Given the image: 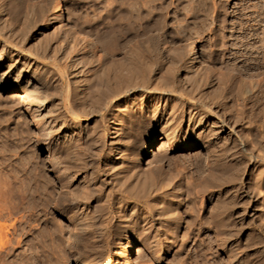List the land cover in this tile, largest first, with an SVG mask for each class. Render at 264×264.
<instances>
[{
  "label": "rangeland",
  "instance_id": "rangeland-1",
  "mask_svg": "<svg viewBox=\"0 0 264 264\" xmlns=\"http://www.w3.org/2000/svg\"><path fill=\"white\" fill-rule=\"evenodd\" d=\"M55 1L65 7L66 25L69 26L62 30L67 29L64 31L65 38H68L66 41L56 37L57 24L43 28L45 22L50 20ZM1 5H7L5 15L2 14L0 18V56L5 65L14 60H26L31 71L46 69L55 73L52 83L58 87L60 77L57 68L45 66L35 54L41 53L42 47L46 46L47 52L53 55L54 48L62 44V48H68L70 53L58 65L68 74L73 72L68 78L74 86L77 85L76 79L83 80L85 86L81 95L87 98L93 96L91 87L94 73L100 66L98 60L113 66L129 62L147 41H152L154 48L157 46L166 53L162 57V64L165 65L163 73L169 67L167 65L179 61L173 55L175 51H183L180 63L189 66L192 59L187 58L188 50L192 48L199 57L200 63L195 66L198 71L209 70L216 75L221 74L220 77H227L232 68L233 74H239V82L243 80L249 85L263 80L264 69L249 61L252 53L261 52L262 43L257 41L254 46L244 43L247 42L246 34L251 26L260 33L264 32V0H0V8ZM27 14L31 16L28 18L30 25L26 20ZM26 26L29 27L24 28ZM39 32L41 34L34 37ZM87 37H91L94 44L88 39L86 41ZM50 38L54 41L50 42ZM161 75L162 72L157 75L153 73L156 81L158 76L162 78ZM8 87V90H2L0 86V264H264V222L261 220L264 218V199L256 193V168L248 157H239V153L235 152L237 154H233L231 160H223V151H211L203 143L180 150L182 143L188 141L183 138L184 135L190 134L186 126L177 130V142L173 143L160 130L153 131L151 123L139 128L140 125L135 123L136 115L143 112V107L138 103L141 92L129 99L122 94L118 104L123 109L117 112L120 114L118 127L121 129L115 141L127 139L131 145L128 142V145L118 146L110 155L105 147L107 142L96 133L100 117L80 113L79 118H75L62 113L61 104L56 106L53 103L59 100L47 102L50 114H39L37 104L28 100L23 82H11ZM76 93L70 90V96L78 101V105L80 100L76 99ZM12 95L17 96L12 98ZM131 98L135 101H130ZM128 104L135 108L130 109ZM91 136L94 142L88 143ZM226 137L228 131L221 134V140ZM84 144L90 147V152L82 154L87 165L83 160L82 163L65 160L66 146L77 148ZM93 149L95 153L92 156ZM164 154L165 159L161 160ZM216 154H221L222 160L219 162L225 167L223 184L212 186L210 192L202 194L198 189L204 184H213V172L222 168L220 163L213 164ZM196 157L199 159L195 160ZM75 164L79 165L74 167ZM98 170L105 193L126 195V192L132 191L131 196L127 194L131 207L125 202L116 205V210L108 218L109 230L104 236L101 231L91 230L88 234L77 228L74 212L78 205L65 211L62 209L67 203L63 199L67 190L72 188L82 195L87 194L96 183L92 176ZM31 183L39 187L41 195L45 193L43 187L48 183L53 187L55 195H52L56 198L53 203L56 210L51 209L49 214L38 207L42 209V215L46 213L38 221L33 214L35 199L30 198ZM130 185L134 187L130 189ZM219 196L223 198V211L226 210L223 212L221 229L214 219L215 201ZM98 197L95 202L88 199L80 204L78 213L86 212L89 221L95 215L92 209L98 205H95ZM57 200L60 204L63 202L62 205L59 206ZM140 200H147L146 210L140 218L135 216L129 224L126 223L128 227L123 224L129 230L122 232L119 227L123 220L119 219V215L126 216L134 211L136 202ZM162 212L165 216H162ZM152 215L153 220L149 218ZM133 222L139 224L135 226ZM132 228L137 230L135 240H131ZM54 230H57L56 233Z\"/></svg>",
  "mask_w": 264,
  "mask_h": 264
},
{
  "label": "bare ground",
  "instance_id": "bare-ground-1",
  "mask_svg": "<svg viewBox=\"0 0 264 264\" xmlns=\"http://www.w3.org/2000/svg\"><path fill=\"white\" fill-rule=\"evenodd\" d=\"M6 6L1 5L0 18H1L2 14L5 15V12H6L5 7ZM14 7H12V8H14ZM7 10H8V8H7ZM12 10H14V9H12ZM28 13H29V11H28ZM27 16H28L27 19L25 17L26 20H28V18L31 17L28 14H27ZM262 16L264 19V11H263ZM28 23L30 25L29 20H28ZM263 23H264V20H263ZM263 23H261V24H263ZM54 24H57L56 28H55L56 37L58 36L60 38L59 40L64 41V39H65V41H66L68 38L67 39L65 38L66 36L64 34V31H66L67 29H65L64 31L62 29L66 28L65 26H69V25H66L67 22H66V16H65V7H63L62 3H60L59 1L54 2L52 10L50 11V20H47L45 22L43 28L53 27ZM26 25H27V23H26ZM28 27L26 26L24 28H28ZM251 27L248 30V33L246 34L247 42L244 44H246V45L251 44L252 46H254V44L257 41L258 42L260 41L263 46H262V48H260L261 52L259 54H256L254 52L249 56L250 57L249 61H251L250 63L252 65L259 66V68L261 67L264 69V37H263L264 32L260 33L259 32L260 30L258 31L257 28H251ZM67 28H69V27H67ZM71 28L73 29V27H71ZM263 29H264V24H263ZM24 33H26V32H24ZM39 34H41V32H39L38 34H35L34 37H37ZM80 35L86 37V35H84V34L83 35L80 34ZM224 37H225V34H224ZM42 39H39V42H42ZM87 39L89 42H92V44H94V42L91 41L92 40L91 37H87L86 41H87ZM52 40L50 38V42ZM110 40H111V38H110ZM5 42H6V40H4V43ZM50 42H49V44H50ZM151 42L150 41L145 42L146 44L143 45V49L140 50V52L138 51L139 53L137 56L136 55H134L132 57L130 56L131 58H130L129 62L124 61V62H121L120 64L117 63L118 66H113V64L112 65H109V64L106 65V63H103L101 60L100 61L98 60V62H99L98 64L100 66H99V69H97L98 70L97 73H94L95 78H94V81H93V84L91 87L93 90V96L91 98H87V97L81 95V91L83 92L84 86H85V83L82 82L83 81L82 79L79 78V79H76L77 81L74 80V81H76L75 83L77 84L76 86H74L73 83H71L69 78H68L70 76V74H72L73 72L72 73L70 72V74H68V72H66V70L64 68L61 69L59 67V65H58L59 61H61V60L64 61V58H66L65 55H67V54L69 55V53H70L68 51V48H66V47L62 48V44H60V46H58V44L55 46V47L58 46V48H56V49L54 48V51H53L54 54L53 55H51V54H49V52H47L48 47H46V46L42 47V51L38 50L40 45L38 46V49H36V50L40 51L41 53L37 52L38 54L37 53L35 54L37 59L43 60V61H41V60L40 61L45 66L53 65L57 68L56 71L60 77V84L58 87L53 86V83H52V76L55 73L46 71V69H43V68H42L43 69L42 71L41 70L31 71L29 64L27 63L26 60H21V61H18V60L15 61L14 60V62H12L8 65H5V63L3 62L2 56H0V86H1L2 90H8L9 89L8 84H10L11 82H14V83L15 82H23L25 90L27 92L28 100L30 102L37 104L36 110L39 114H41V112H46V115L48 113L50 114L51 111L48 109V107L46 105L47 102L49 100H59L60 102L57 103L56 101H54L53 103H55L56 106L61 104V107H63V111H64L62 113H67V115L70 114L71 116H74L75 118H79L80 113H83L85 115H96V116L100 117L101 119H100V121H98L99 126L97 125L98 131L96 133H98L99 136L104 138V142H107L105 144V147L108 149V151H110V155H112L113 151L117 150L118 146H121L123 144L128 145V142H130V141H126L127 139L125 141L121 140V139L118 141H115L116 135L118 134V132H120L119 131L120 127H118L120 124V122H119V119H120L119 115L120 114H117V112L119 113V111L120 110L122 111V109H123L122 105L118 104L122 98V94L129 99V97H131L132 95H134V94L138 95V93L141 92V95H139L141 98L139 97V99L138 98L137 99H138V103H140L141 107H143V112L141 115H139V114L136 115L138 118H137V122L135 121L136 122L135 124L138 123L140 125L139 128L140 127L143 128L144 126H147L146 124L151 123L153 131L160 130L162 133L165 134L167 139H169L170 142L173 143L174 141L177 140V135H178L177 130L186 126V128L189 129L190 134L184 135L183 138L185 140H188V141H184L182 143V147L179 148L180 150H187L190 148H194L197 146V144L203 143L205 145L206 149H209V150L211 149V151L215 150L216 152L223 151V160H225V158L230 159L231 156L235 152L239 153V157H242V158L248 157V160L250 162H252V164L256 168L255 169V176H254L255 177L254 179H256V193L259 196H261L262 199H264V76L262 77L263 78L262 82H260L258 84L256 82H253V83L251 82V84L248 85L243 80L239 82V79H238L239 74L238 75L233 74L232 68L230 69L231 71L229 72L227 77L224 75H223V77H220L221 74L219 76V75H216L214 72H211L209 70L207 72L198 71V69H196L195 66L200 63L198 60L199 57H198L197 53L194 51V49H192V48H190L188 50V53H189L188 57H187V55L185 56L188 59H189V57H190V59H192V62H190L189 66L186 67V65L183 66V64L180 63L181 62L180 60L183 58L182 57L183 51H175L176 53H174L173 55L176 56V59L179 58V59H177L179 61H177V63L175 62L174 64L167 65L169 67L167 68V70H164V73H163V67L165 65L163 66V64H162V63H164V61L162 62V59H163L162 57H165L166 53L157 49L156 48L157 46L154 48V45L152 46ZM101 43H102V41H101ZM132 50H134V49H132ZM70 51H71V49H70ZM134 52H135V54L137 53L136 51H134ZM131 53H133V52L131 51ZM124 54H125V52H124ZM126 60H129V59H126ZM183 62H185V61H183ZM186 62H187V60H186ZM229 68H230V66H229ZM236 68H238V67H236ZM155 72H156V75L161 74V72H162V74H163V75H161L162 78L159 79L160 77L158 76L159 78L157 77L158 80L156 81V79H155L156 76L155 77L153 76V73H155ZM262 73L264 74V72H262ZM180 76H182V77H180ZM183 76H185V77H183ZM125 85L127 87H125ZM70 90L73 91V93L78 92V93H76L77 94L76 99L80 100V103L78 105H77L78 101L73 99L70 96ZM16 96L17 95H12V98L16 97ZM131 100L133 101L132 98L130 99V101ZM80 104L83 106L82 109L80 108V106H81ZM128 106L130 109L135 108V107L131 108V105H129V104H128ZM55 108H53V109H55ZM57 109L59 110V108H57ZM134 120H135V118H134ZM50 130L51 129H49V132H50ZM227 131H228V137H226L222 141L221 140V134L226 133ZM49 132H48V135H49ZM50 134H51V132H50ZM94 138H97V137H94ZM133 139L135 140V138H133ZM89 141L94 142L92 136L89 137L88 143H89ZM68 143H69V141H68ZM72 143H74V142H72ZM132 143H134V142H132ZM70 144H71V142H70ZM90 144L92 145L93 143L90 142ZM79 145H80V143H79ZM130 145H131V142H130ZM88 146H89L88 144H86V145L84 144L83 147L81 146V147H77V148L71 147L70 145L66 146L65 147V149L67 150V155L65 156L66 159H65V157H63V158L65 160H69L70 162L82 163V160H83L82 154L85 155V152L87 153V151L90 150V147H88ZM5 148H7V147H5ZM91 153H93L92 154V156H93L95 153L94 149ZM236 154H234V155H236ZM165 155L166 154H164V157H163V155L161 156V157H163L161 160L165 159ZM219 155L221 156V154H219ZM219 155H217V154L215 155L216 158L213 160V161H215V162H213V164L214 163L215 164L220 163L219 161H221L222 158H220ZM109 157H111V156H109ZM166 157L168 158V156H166ZM194 159L198 160L199 157L198 158L196 157ZM85 160H83V162ZM239 161H241V160H239ZM241 162H243V161H241ZM241 162H238V163H241ZM85 163H86V161H85ZM87 163H86V165H87ZM221 163L219 166L222 167ZM68 164H70V163H68ZM93 164H92V166H93ZM73 165L74 164H72V166ZM77 165H79V164H77ZM77 165L74 167H77ZM90 165H91V163H90ZM241 165H243V164H241ZM92 166H90V167H92ZM239 166H240V164H239ZM244 167H245V165H244ZM83 168H84V166H83ZM111 168H112V166H111ZM95 169H97V168H95ZM108 169H109V167H108ZM223 169H225V167H222L220 170L218 169L217 171L213 172L214 173L213 178H212L213 184H210V185L204 184L201 186L200 189H198V191L202 194L203 193L205 194V193L210 192L209 191L210 187L222 185L223 184V173H224ZM106 170H107V168H106ZM236 170H237V168H236ZM99 171L100 170H98L97 173L94 175L92 174L93 175L92 180H93V182L95 181L96 183H94L93 187H90L91 185L89 186L90 190L87 191V194L82 195V193H79L76 191L77 189L75 190V189L71 188V189L67 190V194L63 195L64 198L62 197L64 199V202H67V203L65 206L62 207V209L65 211L68 208H71L73 206L78 205V207H76L77 211L74 212L75 217H76L75 222L78 226L77 228L80 229V231H82V233L88 232V234L91 230L92 231L93 230L101 231L103 234L102 236H104L107 233V231L109 230V228H108V224H109L108 220L109 219L108 218H109V216L112 215L113 210L115 209L116 205L119 202H125L126 204H129V205L132 204L128 201L129 196H131L132 191L130 192L129 189H126V191L129 190L128 192H126V195L125 194L113 195V194H108V192L105 193L104 192L105 189L103 187V181L101 180V178L99 176V174H100ZM238 172H239V170H238ZM30 173H32V172H30ZM7 177L8 176H6V178ZM239 177H240V175H239ZM90 179H91V177H90ZM48 181H49V179H48ZM52 181H50V182H52ZM32 183H31V185H32ZM52 184H54V183L52 182ZM130 187H131V185H130ZM133 187L134 186H132L130 189H132ZM137 187H136V189H137ZM142 187L143 186L141 185V188ZM150 187H153V186H150ZM30 188H31V196H32L30 198H32L33 200L35 199V202H36V206H35V204H33L34 208H35V211L33 214H34V217L37 221L40 219L41 216L45 217L47 212H48L47 214H49L51 209H53L52 211L56 210V208L53 207V203H55L54 200H56V198H54L55 196L53 197V195H55V193H53L54 191L52 190L53 187L51 185H49L47 183L43 187L45 193H43L42 195H41V192L38 190L39 187L37 188L36 185L35 186L32 185V187L30 186ZM66 189H68V188H66ZM153 190H155V189H153ZM27 192H28V190H27ZM157 192H158V190H157ZM99 193L100 194L102 193V195H98ZM154 193H156V192H154ZM64 194H65V192H64ZM19 195H20V193H19ZM43 195H44V197H43ZM97 196H99V197H98V201H97V203H95V205L96 204H98V205L95 206L94 209L91 208L92 212H94L95 215L93 217H91V218H93V220L89 221L88 220L89 219L88 214H86V212L78 213V211L81 209L79 207H80V204L85 203L86 201H88V199L89 200L94 199L93 202H95ZM63 199H62V201H63ZM145 199H148V198H145ZM222 199L219 196V199L215 201L216 202V208H215L216 218H214V219H216L215 221L217 222V226L220 229L223 227V212H226V210L223 211V209L225 207L223 208V200ZM58 203H59V201L57 200V204ZM62 203L61 204L59 203V206L62 205ZM126 204H125V206H126ZM147 205H148L147 200L146 201L140 200V201H138V203L136 202V208L134 209V211H132L131 213H128L126 216L123 214H120L123 216L119 215V219L123 220L121 223L119 222L120 223L119 228L122 230V232H125L128 229V228H124L125 225H123V224H126V223L129 224L130 220L132 218H134L135 216L139 217L141 215V213L146 210ZM38 207L44 208L45 211H44V209H43V211L46 213H44V215H42L43 213H42V211H40L42 209H40ZM129 207H131V205ZM34 208H32V209L34 210ZM86 208H88V206ZM262 210L264 211V205H263ZM164 212L167 213L168 210H166ZM74 214H72V215H74ZM159 214L161 215V212ZM163 214L164 213L162 212V216H163ZM164 216H165V214H164ZM44 217H42V218H44ZM152 217H153V215L149 216L150 219ZM46 218H47V216H46ZM120 220H118V221H120ZM152 220H153V218H152ZM261 220L264 222V218ZM75 222H74V224H75ZM133 223L135 226L139 224V223L137 224L135 222H133ZM128 224H126L127 227H128ZM130 225H131V223H130ZM263 225H264V223H263ZM48 227H50V226H48ZM114 229L116 230L118 228L115 227ZM130 230L132 231L131 240L132 239L135 240L137 238V233H136L137 230L135 231L133 228ZM56 231H55V233H56ZM224 233H226V232H224ZM0 237H1V235H0ZM223 239L224 238L221 237L222 241H223ZM104 240H105V238H104ZM254 240H256V239L254 238ZM24 257H26V256H24Z\"/></svg>",
  "mask_w": 264,
  "mask_h": 264
}]
</instances>
